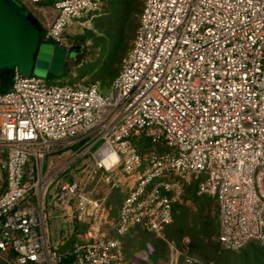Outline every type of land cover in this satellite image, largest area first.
<instances>
[{
  "label": "built area",
  "instance_id": "obj_1",
  "mask_svg": "<svg viewBox=\"0 0 264 264\" xmlns=\"http://www.w3.org/2000/svg\"><path fill=\"white\" fill-rule=\"evenodd\" d=\"M103 2L52 0L45 39L69 52L65 32L92 29ZM141 136L152 146L144 155L135 144ZM81 142L72 162L89 159L81 178L57 180L70 162L43 178L45 156ZM98 174L123 191L110 223L117 237L104 230L105 197L89 189ZM193 181L198 195L217 202L223 249L264 242V0H143L131 49L107 91L98 82L49 84L14 72L0 93L6 264H126L120 237L138 227L164 239ZM45 205L73 209L88 225L70 251L49 247ZM167 244L165 264L198 262Z\"/></svg>",
  "mask_w": 264,
  "mask_h": 264
},
{
  "label": "rangeland",
  "instance_id": "obj_2",
  "mask_svg": "<svg viewBox=\"0 0 264 264\" xmlns=\"http://www.w3.org/2000/svg\"><path fill=\"white\" fill-rule=\"evenodd\" d=\"M20 3H22L26 9L39 21L42 28L46 27V25L53 20V14L51 7H48L46 13L41 12L37 9L36 6L30 4L26 0H17ZM52 0H46L42 2L43 4H49ZM140 3V6L138 7L137 11H134V14L131 16L130 19H128L127 24H122V18L123 14L119 11L117 7L112 6V0H104L103 5L97 14V16L93 20V27L92 29H89L92 31L93 36L87 38L82 46L80 47L81 52L79 50L74 52L72 49H70V56L65 61V67H66V74L63 77L53 78L50 82L52 84H58L62 81H65L69 85H80L82 83H92V82H98L100 88L103 91H107L109 87L111 86L112 81L114 78L120 73L122 66L124 64V60L131 49L133 39L135 36V32L139 23V15L143 6V1L138 0ZM43 13V14H42ZM86 30H80L79 28L74 29L73 27H70L65 34L67 37L70 38L71 43L74 45L75 43V37L76 35H81ZM119 36H123L125 39V42L127 43L125 48V51L123 54H121V51L118 50L116 53L117 58L120 59L117 63L114 64L111 68H103V62L106 58L108 51H109V45L111 42V39H115ZM75 47V46H74ZM91 64H95L94 70L90 71L89 73H86L83 77H79V73L81 71H87L88 67ZM64 66V65H63ZM35 76L45 78L47 79V75H36ZM100 143H97L93 150L97 149L99 147ZM72 153L70 151H64L60 153L50 154L45 156L43 160V178H46L51 173H53L55 170H57L62 165H65L66 163L70 162L71 165L66 169V171L62 172L57 180L67 181L70 179H76L81 178L84 173H82V170L90 163L89 159L84 156L81 159L77 160L76 162H73L74 155L76 154ZM31 162H29L25 167V172L30 169ZM90 190L93 189L92 194L95 198H101L105 197V207H106V214H107V224L104 225V230L106 231V234L111 237L114 236V232L112 230V226L110 223H112L117 215L118 205L114 201L110 200V195L114 193V190H118V199H122L123 197V191L120 188H117L113 186V182L106 176L102 174H98L95 176L94 180L91 181V186L89 187ZM120 197V198H119ZM44 202H46V199H44ZM214 205V204H213ZM190 209L194 211L196 209L195 206L189 205ZM214 208V207H213ZM45 223H46V229H47V235H48V244L49 247H53L56 243L58 245V248L61 247V245H66L70 242L71 235L73 233L74 229V210L73 209H67V208H52L47 210V206L45 205ZM206 210V209H205ZM210 216L212 217L213 222L211 223L213 227L216 228V233L212 237H207L208 242H213L216 240L217 237V217L215 212L212 210L210 213ZM83 228V227H82ZM88 228V226H87ZM78 237H80L79 233L77 234ZM159 238V237H158ZM161 239V238H160ZM165 244L166 248L168 247L167 242H173L171 240H168L166 237L162 239ZM138 241H141L139 236L134 237V241L130 242L125 240H121L122 247H123V255L125 258V261L127 264H141L144 262L145 264H151L147 260V251L144 249L138 248ZM189 242L188 238H185L182 241V244L180 246L184 247V250H181L180 247L177 245L176 242H173L174 245L180 250V252L184 255L185 254V245ZM63 243V244H62ZM148 249H150V245L147 244ZM165 248V249H166ZM246 250V247L244 248V251ZM222 254H225L226 251L223 249L221 250ZM243 253V250L235 251V252H228L227 255L233 259L235 264H240L241 262V254ZM223 256V255H222ZM0 262H2L0 260ZM156 264H164V261L159 259ZM209 264H216L209 263Z\"/></svg>",
  "mask_w": 264,
  "mask_h": 264
},
{
  "label": "trees",
  "instance_id": "obj_3",
  "mask_svg": "<svg viewBox=\"0 0 264 264\" xmlns=\"http://www.w3.org/2000/svg\"><path fill=\"white\" fill-rule=\"evenodd\" d=\"M143 1V0H142ZM112 6L117 7L120 12L123 14L122 24H127L123 22H127L128 19L134 14V11L138 10L140 3L138 0H112ZM142 10V9H141ZM141 13V12H140ZM41 25V24H40ZM40 42H49L44 37V31L39 33ZM93 36L91 30H86L81 35H76L74 46L81 47L83 42ZM50 43V42H49ZM127 43L123 36H119L115 39H111L109 45V51L104 59L103 68H111L114 64L120 62V59L117 58L118 50L121 51V54L124 53ZM79 52L81 50L79 49ZM95 64H91L87 71H81L79 73V77H83L86 73L94 70ZM65 64L62 68L60 75L48 74L47 82L52 84L50 81L53 78L63 77L66 74ZM12 75H5L3 72H0V93H4L8 91L11 87ZM67 84L65 81L58 83V85ZM84 142H81L79 145L74 146L73 149L78 152L83 148ZM136 147L141 155H144L146 152L152 149L151 144L149 143V139L145 137H140L135 141ZM156 150L160 151L161 148L156 147ZM118 190L115 189L114 193L110 195L109 201H114L118 205V209L120 207L121 201L123 199H118ZM120 198V197H119ZM214 204V205H213ZM189 205H193L196 207L194 211H192ZM214 207V208H213ZM206 209V210H205ZM214 211L216 217L218 216V207L217 202L214 198L206 196V195H198L197 194V182L193 181L188 185L184 186L183 194L178 203L173 206V222L168 225L165 229V237L168 240L176 242L181 250H184L182 241L185 238L189 239L187 245H185V254L189 257L197 259V263L194 264H235L232 258H230L227 253L235 252V251H227L223 249L220 243L217 241V237L215 241L208 242L207 237H212L216 233V228L211 224L214 219L210 216L211 211ZM87 224L79 221L77 215H74V229L71 235L70 242L66 245H61V247L57 248L58 252L65 253L70 251L73 246L82 239V236L86 232ZM83 227V228H82ZM80 234L78 237L77 234ZM217 235H218V217H217ZM139 236L141 241H138V248L144 249L147 251V260L151 264H156V262L161 259L164 261V264L167 261V248L165 242L156 237L154 234L148 233L138 227L132 228L128 231L127 234L120 237V240H125V242L134 241V237ZM117 237L115 232L114 236ZM147 244L150 245V249H148ZM246 250L244 251V248ZM166 248V249H165ZM226 251L225 254H222L221 250ZM243 250L241 254V262L240 264H264V242L260 241H251L247 243L244 247L237 250ZM123 252V247H122ZM223 255V256H222ZM183 260V258H181ZM0 264H6L4 262H0ZM127 264V263H126ZM141 264H145L142 262Z\"/></svg>",
  "mask_w": 264,
  "mask_h": 264
},
{
  "label": "water",
  "instance_id": "obj_4",
  "mask_svg": "<svg viewBox=\"0 0 264 264\" xmlns=\"http://www.w3.org/2000/svg\"><path fill=\"white\" fill-rule=\"evenodd\" d=\"M39 21L17 0H0V72L60 75L70 52L40 42ZM79 46L72 50L77 52Z\"/></svg>",
  "mask_w": 264,
  "mask_h": 264
},
{
  "label": "crops",
  "instance_id": "obj_5",
  "mask_svg": "<svg viewBox=\"0 0 264 264\" xmlns=\"http://www.w3.org/2000/svg\"><path fill=\"white\" fill-rule=\"evenodd\" d=\"M27 1V0H26ZM48 7H51V3H49V4H40L39 6H37V9L40 11H42L43 13L45 12L46 13V11H47V9H48ZM52 8V7H51ZM40 11V12H41ZM42 13V14H43ZM52 14H53V19L55 18V15H56V13H55V11L52 9ZM74 147V146H73ZM73 147H70V148H68V149H65V150H63V151H60V152H64V151H70V152H72V153H75L76 151L73 149ZM60 152H58V153H60ZM117 212H118V210H117ZM75 213V212H74ZM80 221V220H79ZM63 244V243H62ZM54 246H56L57 248H58V245H56V243H55V245Z\"/></svg>",
  "mask_w": 264,
  "mask_h": 264
}]
</instances>
